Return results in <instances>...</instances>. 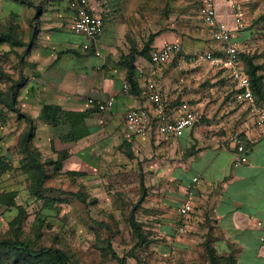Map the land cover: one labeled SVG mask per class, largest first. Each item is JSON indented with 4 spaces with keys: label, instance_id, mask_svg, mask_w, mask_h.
<instances>
[{
    "label": "crops",
    "instance_id": "obj_1",
    "mask_svg": "<svg viewBox=\"0 0 264 264\" xmlns=\"http://www.w3.org/2000/svg\"><path fill=\"white\" fill-rule=\"evenodd\" d=\"M21 1L29 7L24 17H0L1 24L18 26L22 42L14 51L8 43L0 45L2 53H7L0 73V124L7 145L0 150V157L12 159L28 126L26 118L8 106L11 102L7 95L14 86L15 107L33 120L36 131L32 143L40 153L55 158L57 151L69 152L67 166L84 172L86 166L90 168V160L114 158L116 154L121 157L119 146L126 141L136 161L138 157L150 160L145 166V184L150 197L157 200L151 206L161 209L158 217L166 234V247L161 253L167 263L204 264L202 241L207 235L218 256L232 257L236 264H264V135L256 130L248 110L229 105L233 84L224 70L210 62L179 66L175 59L154 66L150 61V51L167 42L182 44L186 55L218 49L202 19L185 32L173 25L154 30L153 0H144L145 6H136L135 11L127 10L126 3L132 0H124L123 8L116 0H90L94 11L103 16L106 28L91 49L85 50L84 45L90 42L74 31L75 17L67 0ZM263 7L259 5L258 11ZM215 8L218 20L233 33L240 53L255 56V64L264 76V23L249 28V12L244 7L239 27L230 2L215 0ZM33 28L38 34L31 42ZM140 34L145 36L143 40ZM154 34L157 36L149 53L136 56L134 79L138 89L127 93L123 85L128 82V70L121 59L132 49L142 51L148 35ZM30 44L29 54L21 61L20 55ZM152 68L168 101L171 119L178 117L184 101L203 113V120L179 137L162 136L155 130L140 137L125 130L123 116L128 110L145 107L155 115L140 76L141 69ZM21 82L22 86L17 87ZM111 96L116 97V103L108 112L101 113L89 105V99L106 101ZM45 105L70 113H88L74 126L81 137L66 141L73 131L71 124L62 121L52 126L42 114ZM235 131L247 138L257 137L246 151L247 162L239 167L233 165L234 148L222 144V139ZM12 146H16L15 151ZM194 177H201V182L192 197L194 213L189 223L200 235H173L179 208L186 199V186Z\"/></svg>",
    "mask_w": 264,
    "mask_h": 264
},
{
    "label": "rangeland",
    "instance_id": "obj_2",
    "mask_svg": "<svg viewBox=\"0 0 264 264\" xmlns=\"http://www.w3.org/2000/svg\"><path fill=\"white\" fill-rule=\"evenodd\" d=\"M226 2L231 5L233 1ZM238 2L243 10L245 7L249 12L246 16L249 28L264 23V0ZM116 3L123 8L124 0H116ZM143 3L144 0H132L128 5L126 3L127 10L135 11L136 6L141 9L145 6ZM152 3L156 20L154 30L163 25H173L185 32L192 24L195 27L200 23L201 0H153ZM259 5L263 7L260 12ZM28 11L29 7L21 0H0V17L6 18L10 14L24 17ZM140 37L142 40L145 38L141 34ZM16 39H19V34ZM10 49L14 51L11 45ZM2 52L0 50V73H3L6 63L4 55L7 54ZM12 88L16 90V87ZM6 143L3 133L0 150L6 147ZM123 143L119 146L123 150L121 157L116 154L114 158L90 160V168L86 166L84 172L67 166L69 152L57 151L55 158L39 152L46 170L41 193L24 166L25 157L19 148L12 159L4 157L12 169L0 178V240L18 238L37 251L50 247L62 249L70 258L69 264H119L120 259L123 260L121 264H172L170 258L167 263L165 255L161 253V249L166 247L163 237L166 234L161 229L158 217L161 209L151 206L157 200L150 197L145 184V166L150 160L138 157L136 161L135 155L129 159L126 155L128 149L123 147ZM15 147L12 146L11 150L15 151ZM59 153H66L68 158L58 163ZM11 193L16 194L14 202L24 209L20 222L17 220L20 211L12 205L8 196ZM76 195L82 196L86 202L78 200ZM142 197L145 199L141 200ZM132 215L145 237L142 243L138 242L131 225ZM190 221L184 223L186 232L178 233L175 230L179 223L177 218L173 235L199 236V231L193 229ZM205 238L202 241L204 249L211 242L207 235ZM174 261H178V258L175 257ZM204 264H209L206 253Z\"/></svg>",
    "mask_w": 264,
    "mask_h": 264
},
{
    "label": "built area",
    "instance_id": "obj_3",
    "mask_svg": "<svg viewBox=\"0 0 264 264\" xmlns=\"http://www.w3.org/2000/svg\"><path fill=\"white\" fill-rule=\"evenodd\" d=\"M67 1L75 17L74 31L89 40L90 43L85 44L84 49L90 50L92 43H96L105 32V20L101 14L94 11L90 0ZM232 1L235 21L239 27H242L244 10L238 0ZM201 19L208 27L212 40L219 45L218 49L197 51L186 55L183 54L180 44L167 42L162 48H154L150 51L152 65L164 66L178 59L179 66L185 63L200 65L203 62H210L214 67L224 70L233 84L229 105L234 108L244 107L248 110L256 130L259 134L264 135V104L258 101L253 92L251 80L240 58V49L233 41V33L225 23L217 18L215 0H202ZM216 53H219L220 56H216ZM96 55L99 56L100 53L96 51ZM140 76L145 82L144 95L154 108L155 115L153 116L145 107L128 110L123 116V124L127 132L146 137L155 130L162 136L179 137L187 128H192L203 120V113L195 110L188 101L181 103L178 117L171 119L169 104L158 83L156 70L154 68L141 69ZM123 90L127 93L130 92L131 85L126 82L123 85ZM115 103V96H111L106 101L89 99V105L101 113L113 109ZM2 138L3 132L0 124V143ZM256 142L257 137L247 138L240 131L232 132L222 139L223 146H232L235 150L234 167H239L247 162V148ZM200 182L201 177H194L186 186V199L181 203L178 211L179 223L175 229L178 233H185L187 230L184 223H187L194 213L192 197H194L195 189Z\"/></svg>",
    "mask_w": 264,
    "mask_h": 264
},
{
    "label": "trees",
    "instance_id": "obj_4",
    "mask_svg": "<svg viewBox=\"0 0 264 264\" xmlns=\"http://www.w3.org/2000/svg\"><path fill=\"white\" fill-rule=\"evenodd\" d=\"M264 19V17H262ZM18 26L14 23H9L7 25H3L0 23V45L8 43L11 45L12 49L17 48L19 45H22L20 40V32ZM19 34V39H16V36ZM38 34V30L33 28V42L36 39ZM157 34L151 35L149 40L145 43L144 48L142 51H138L137 49H132L128 56H124L121 59V65L124 66L128 70L127 80L131 85V90L136 92L138 87L137 83L134 79V72H135V61L136 56L138 55H146L150 51V46L154 42L155 37ZM31 49V44L28 45L26 50L24 51L23 55H20L21 61L23 60L24 55H28ZM216 56H220L219 53H216ZM242 56V57H241ZM240 58L243 61L247 74L251 80L253 92L261 103L264 104V76L260 73L261 67L255 64L256 57L249 56L246 54L241 55ZM23 82L17 83V87H21ZM1 96V95H0ZM7 97L9 98L8 106L16 113H18L21 117H25L28 123L27 128L22 133L19 142L18 148L20 149V153L25 157L24 166L27 167L26 170L30 174V178L36 182L37 187L40 190L42 189V185L46 179V170L45 164L41 162L39 151L35 150L33 147L32 140L35 136L36 127L33 123V120L26 115H22L21 112L16 109V98L17 92L13 88L10 89ZM42 114L47 118V121L52 126H58L62 121H66L71 124L73 131L66 136V139L71 140H78L81 136L76 135L74 131V126L78 124V120L85 118L88 113H70L63 111L61 108L53 105H45L42 110ZM3 120V112L0 110V123ZM123 147L127 148L128 151L126 155L129 159H133V153L130 151V145L127 142L123 143ZM250 146H248L249 148ZM247 148V149H248ZM68 158L66 153H59L58 154V163L64 161ZM27 159V160H26ZM3 158L0 157V178L5 174L7 171L12 169V166ZM51 163H56L52 162ZM142 184L144 182L142 181ZM16 194H9L10 202L14 207H17L20 211V216L17 220L23 219L24 209L17 205L15 201ZM78 200L82 202H86L85 199L80 196L76 195ZM145 197H142L141 200H144ZM131 225L136 233L138 238V242L142 243L145 241V237L143 236L142 230L140 225L135 221L134 215L131 216ZM211 243V242H210ZM207 243L205 245L204 252L207 254L209 258V264H236L235 260L232 257H220L217 255L214 247L212 244ZM116 259L118 257L115 256ZM138 262L140 260L137 258ZM122 259H120L119 264L122 263ZM70 258L65 251L59 248H42L40 250H34L28 242L19 241L18 238L15 239H2L0 240V264H69Z\"/></svg>",
    "mask_w": 264,
    "mask_h": 264
}]
</instances>
